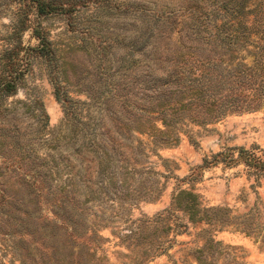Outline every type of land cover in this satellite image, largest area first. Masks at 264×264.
<instances>
[{"label":"rangeland","instance_id":"obj_1","mask_svg":"<svg viewBox=\"0 0 264 264\" xmlns=\"http://www.w3.org/2000/svg\"><path fill=\"white\" fill-rule=\"evenodd\" d=\"M190 5L85 0L66 13L0 0V72L15 69L12 87L0 80V264H264V107L181 121L170 141L133 129L128 145L107 110L127 116L117 92L93 95L98 78L118 89L137 71L122 57L153 11ZM43 40L99 146L65 119Z\"/></svg>","mask_w":264,"mask_h":264},{"label":"trees","instance_id":"obj_2","mask_svg":"<svg viewBox=\"0 0 264 264\" xmlns=\"http://www.w3.org/2000/svg\"><path fill=\"white\" fill-rule=\"evenodd\" d=\"M83 2L39 0V12L63 9L68 13ZM130 6L142 7L129 3L123 9ZM152 13L154 19L148 22V29L127 42L129 50L122 57L126 69L137 66V71L118 89L113 79L98 78L93 85V95L98 97L112 89L117 92L111 96L127 111L122 117L107 108L111 119L125 131V139H118L121 143H132L128 139L133 129L170 141L177 138L181 121L207 123L232 112L264 107V0H191L190 8L179 16L164 15L165 10ZM68 18L72 24V17ZM20 22L14 25L16 33L23 27ZM50 48L43 40L40 49L51 64L54 94L63 106L65 119L72 120L78 131L92 129L83 137L99 146L96 134H91L97 123L90 117L82 120L72 108L74 100L54 71L57 58ZM5 53L10 56L9 51ZM248 55H252L250 63ZM10 67L14 68L7 65L0 72L3 88L13 86L12 79L5 77ZM104 170L102 163L99 172Z\"/></svg>","mask_w":264,"mask_h":264}]
</instances>
